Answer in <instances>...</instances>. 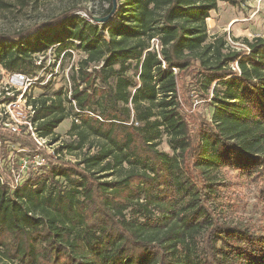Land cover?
Instances as JSON below:
<instances>
[{
  "label": "trees",
  "instance_id": "1",
  "mask_svg": "<svg viewBox=\"0 0 264 264\" xmlns=\"http://www.w3.org/2000/svg\"><path fill=\"white\" fill-rule=\"evenodd\" d=\"M220 2L237 4L108 0L105 23L72 7L0 34V66L27 78L53 46L78 41L87 57L70 90L28 102L20 131L0 124L1 159L12 143L47 162L16 187L0 175V264H264V225L222 216L221 180L237 171L264 203V38L246 40L249 52L209 43ZM194 95L210 118L192 111ZM72 115L73 140L48 156Z\"/></svg>",
  "mask_w": 264,
  "mask_h": 264
},
{
  "label": "rangeland",
  "instance_id": "2",
  "mask_svg": "<svg viewBox=\"0 0 264 264\" xmlns=\"http://www.w3.org/2000/svg\"><path fill=\"white\" fill-rule=\"evenodd\" d=\"M108 6V0H0V34L27 30L47 22L72 7H77L79 10L76 14L92 24L95 21L91 18L102 19L100 15ZM87 13L92 14V17ZM207 24L209 43L217 38H224L226 52L228 50L249 52L245 44L246 40L251 42L258 37L264 38V0H237V4L220 2L218 9L211 12ZM34 35L35 33L31 36ZM73 44L72 48L63 52H59V45H56L43 53L34 54L42 68L33 77L27 78L23 75L24 80L0 66V124L19 130L17 125L25 124L31 114L32 108L29 107L28 102L40 96H52L60 90L65 93L66 90L71 89L73 78H77L87 58L80 48V42L75 41ZM151 46L158 49L159 42L152 41ZM94 66L92 64L89 71ZM232 66L238 69L237 62ZM46 84L49 85L48 89L44 88ZM215 86L213 85V88ZM212 90L209 92L212 93ZM194 96L191 100L192 111L210 118L211 108H208L206 99ZM10 98L15 100L10 101ZM75 119V115H72L58 127L56 133L61 140L48 145L46 149L48 156L53 157L58 147L73 140L68 133ZM41 144L44 145L45 142L40 141ZM159 149L172 154L166 138L163 139ZM86 151L84 149L73 154L63 152L61 156L76 162ZM22 152L24 151L20 150L19 145L10 143L7 148L8 156L0 158V175L2 178L7 177L13 187L23 183L27 179L28 172L33 170L37 172L38 168H44L47 164L40 155L29 157L27 153ZM0 155H3L2 151ZM25 162L27 167L22 168ZM221 175L223 177L221 180L225 181L226 186L223 191L225 206L222 216L228 217L229 221L236 220L252 226L264 225V203L260 199L258 187L239 176L235 170L225 169Z\"/></svg>",
  "mask_w": 264,
  "mask_h": 264
},
{
  "label": "built area",
  "instance_id": "3",
  "mask_svg": "<svg viewBox=\"0 0 264 264\" xmlns=\"http://www.w3.org/2000/svg\"><path fill=\"white\" fill-rule=\"evenodd\" d=\"M86 19H88L90 22H93V20H91V19H89L88 17H86ZM17 77L18 78H20V79H22V80H24L25 78H24V76L23 75H18L17 74ZM14 130H17L16 128H13ZM43 141V140H42ZM44 142V141H43ZM39 144H40V142H39ZM42 145V144H41ZM27 166H26V162H25V164L24 165H22V168H26ZM18 186V185H17Z\"/></svg>",
  "mask_w": 264,
  "mask_h": 264
},
{
  "label": "water",
  "instance_id": "4",
  "mask_svg": "<svg viewBox=\"0 0 264 264\" xmlns=\"http://www.w3.org/2000/svg\"><path fill=\"white\" fill-rule=\"evenodd\" d=\"M108 18H102V19H97L96 21L99 23H105Z\"/></svg>",
  "mask_w": 264,
  "mask_h": 264
}]
</instances>
